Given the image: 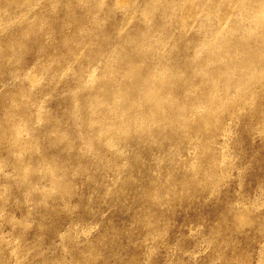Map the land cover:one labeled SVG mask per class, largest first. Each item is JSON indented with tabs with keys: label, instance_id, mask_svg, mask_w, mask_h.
I'll list each match as a JSON object with an SVG mask.
<instances>
[{
	"label": "rangeland",
	"instance_id": "1",
	"mask_svg": "<svg viewBox=\"0 0 264 264\" xmlns=\"http://www.w3.org/2000/svg\"><path fill=\"white\" fill-rule=\"evenodd\" d=\"M0 264H264V0H0Z\"/></svg>",
	"mask_w": 264,
	"mask_h": 264
}]
</instances>
